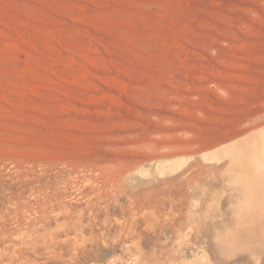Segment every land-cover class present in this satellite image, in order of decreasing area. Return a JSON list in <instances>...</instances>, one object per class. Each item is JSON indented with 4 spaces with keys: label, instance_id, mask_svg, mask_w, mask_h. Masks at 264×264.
<instances>
[{
    "label": "rangeland",
    "instance_id": "374dc122",
    "mask_svg": "<svg viewBox=\"0 0 264 264\" xmlns=\"http://www.w3.org/2000/svg\"><path fill=\"white\" fill-rule=\"evenodd\" d=\"M261 129L264 0H0V264H264Z\"/></svg>",
    "mask_w": 264,
    "mask_h": 264
},
{
    "label": "bare ground",
    "instance_id": "6f19581e",
    "mask_svg": "<svg viewBox=\"0 0 264 264\" xmlns=\"http://www.w3.org/2000/svg\"><path fill=\"white\" fill-rule=\"evenodd\" d=\"M244 140L248 142V143L246 142L247 145L249 144L248 147L246 148L247 150L244 148L246 150V152H244V149H242L243 146H241L239 143H235V145L234 144L231 145V148H232V146H233V148L235 146L233 152L232 151H229L230 149L229 150L225 149L226 147H224V149H225L224 150V154L227 157H229L230 158L229 161L232 164H235V166L237 167L236 169L232 168L234 170L232 171L231 175H232V180L234 181L233 183L235 184L236 191H238L239 193L242 194V196H239L238 198H240L241 200L243 199L241 205L240 204H237L238 205L237 206L238 209H236V210H238V211L235 210L234 212H238L239 213V210L242 209L243 212L246 211L245 213H248V214L250 213L251 214L250 216H252V215L254 216V213L257 216V214L259 213L261 216L263 215L262 216V219H263L264 218V129H261L259 131L254 132L252 135L247 136ZM236 144H237V148H236ZM238 145H240L241 149L243 150V151L241 150L242 152L239 150L240 147ZM221 150H219V151H221ZM248 151H249V154H248ZM214 153H215L214 155L216 156V153L217 152H214ZM221 153H222V151H221ZM219 155H220V153L217 154L218 159L220 157ZM211 156H213V155L211 154ZM206 157L208 159L209 155L204 156V158H206ZM209 159H210V157H209ZM211 159H212V157H211ZM213 159H214L213 161H215V162L218 161V160L217 161L215 160V159H217V157H214L213 156ZM175 164L178 165V163H175ZM174 165H172V166H174ZM179 166H181V164ZM168 167H169L168 169H165V170H167V172L171 171L169 169L172 168V167L170 168V166H168ZM159 168H158V170L161 169V168L160 169ZM163 171H164V169L161 171V173ZM175 171H176V169H175ZM158 172H160V171H158ZM169 173L171 175V172H169ZM235 197H237V196H235ZM251 208H253V211H251V212H254V213H251L250 212V210H252ZM255 208L257 209V212L258 213L254 211ZM237 214L234 215V219H231L230 218V220L228 219V220H225V222H223L224 223L223 226H222L223 228H221L222 229V233L224 231L227 232L228 230H230L231 229L230 228L231 225H233V224L236 225L237 223H240L241 224V223H243L245 221L243 219L244 221L243 222H240L241 220L239 219V216ZM259 214H258V216H259ZM261 216H259V219H261L260 218ZM249 217L247 216L246 219H249ZM256 219H258V217H256ZM246 221H248V220H246ZM256 221H258V220H256ZM261 221H263V220H261ZM253 223H255L254 226H256L255 220H253ZM253 223H252V225H253ZM259 223H260V220L257 223V225ZM246 224H248V223H246ZM252 225H250V226H252ZM259 228H257V229L260 230ZM232 229H233V227H232ZM250 230H252V229L250 228L248 231L250 232ZM245 231H246V229H245ZM228 233H231L230 235L234 234V232L233 233L232 232H228ZM249 234L247 233V235H249ZM240 236H241V234H240ZM250 236H253V235H250ZM250 236H249V239L251 238ZM254 236H255L257 242L260 243L259 246H261L262 248H264L263 247L264 246V228H262L260 231H258V233L255 234ZM226 237H231V236H227V234H226ZM241 237H243V236H241ZM253 237H252V239H253ZM233 238H235V237H233ZM219 240H220V242H219ZM231 240H232V238H231ZM231 240H230V238L227 239V238H224V237L223 238H219L218 237V240L216 238V241H218L217 247L219 248V250L222 249L223 252H224V250H227V251H230L231 252L232 251V248H234L233 246L235 245V243L233 242L234 240L233 241H231ZM245 248H247V247L245 246ZM259 250H261V248ZM224 253H222V254H224ZM224 255H226V253ZM230 255L231 254L226 255V256H230Z\"/></svg>",
    "mask_w": 264,
    "mask_h": 264
}]
</instances>
